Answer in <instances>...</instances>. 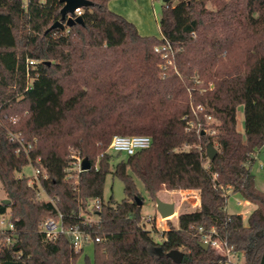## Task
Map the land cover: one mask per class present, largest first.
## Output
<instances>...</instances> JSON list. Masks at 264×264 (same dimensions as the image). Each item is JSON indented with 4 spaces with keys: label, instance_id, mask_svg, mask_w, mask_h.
<instances>
[{
    "label": "trees",
    "instance_id": "obj_1",
    "mask_svg": "<svg viewBox=\"0 0 264 264\" xmlns=\"http://www.w3.org/2000/svg\"><path fill=\"white\" fill-rule=\"evenodd\" d=\"M89 1L84 24L61 30L50 29L61 20L60 0H0V184L10 200L0 216L15 226L0 264H76L83 252L67 236L48 241L42 232L59 214L100 239L93 264H176L171 251L183 253L180 264H230L199 244L204 235L244 264H264V233L252 241L264 232V193L252 172L264 146V0H217L214 10L205 0H162L160 38L109 10L112 0ZM164 41L178 71L165 76L155 52ZM10 131L22 133L28 152H16ZM115 135L149 136L152 145L112 169L105 151ZM209 144L218 150L211 161ZM76 156L92 168L70 179ZM29 164L44 170L39 184L17 175ZM109 174L123 183L121 202L104 200ZM136 179L154 200L162 190L197 192L200 208L180 214L158 243L143 225ZM228 191L256 206L247 225L227 212ZM96 200L101 209L90 212Z\"/></svg>",
    "mask_w": 264,
    "mask_h": 264
},
{
    "label": "rangeland",
    "instance_id": "obj_2",
    "mask_svg": "<svg viewBox=\"0 0 264 264\" xmlns=\"http://www.w3.org/2000/svg\"><path fill=\"white\" fill-rule=\"evenodd\" d=\"M206 7L210 10L216 9L215 2L217 0H205ZM163 2L162 0H147L146 2L143 0L140 4V13H139V23L141 29L143 31L148 32L146 35H154L155 37H159V20L163 14ZM135 24V23H134ZM136 25V24H135ZM161 37V35H160ZM159 37V38H160ZM210 88H213V84H210ZM217 122V121H215ZM237 129L240 133L245 136V118H244V109L243 106L238 107L237 111ZM216 148V147H215ZM105 154H109L111 156V168L122 160H125L126 157L124 154L117 155L112 150H110L109 146L105 151ZM257 160L252 167V172L255 175V185L256 188L264 193V146L256 153ZM103 155V154H102ZM100 156V158L102 157ZM19 177H35V166L33 164H29L23 168L22 172L17 174ZM138 191L143 197V205H142V217H143V225L147 231L152 233L155 241L158 243H162L163 233L167 231V227H170V224L176 226L177 218L179 214L186 212L197 211L198 208H193L192 205L196 204L197 199H199V195L197 194H185L182 196L179 195L178 192H173L172 195L176 199V214L170 219H162L157 212L155 200L152 199L147 191L144 188L142 182L136 179ZM165 191V190H162ZM164 193V192H163ZM163 193H160L159 197L163 198ZM113 198L115 202H121L125 198L124 186L123 183L118 178H113L111 174L107 176L105 189H104V200L107 202L110 198ZM183 197L185 200L182 201ZM6 194L2 189L0 184V200L6 199ZM42 200H47L45 194H41ZM240 203V204H239ZM256 208V206L252 203H247L245 200L238 194H234L231 191H228V201L226 210L229 214H241L244 217V222L248 224V218L251 212ZM5 219V224L2 228L7 227V221L10 219V215L6 214L3 216ZM0 220L2 217L0 216ZM89 258L90 264L94 262V253L91 246L86 247L83 253L80 255L76 264H86V258ZM230 264H244V257H238L234 254L228 256Z\"/></svg>",
    "mask_w": 264,
    "mask_h": 264
},
{
    "label": "built area",
    "instance_id": "obj_3",
    "mask_svg": "<svg viewBox=\"0 0 264 264\" xmlns=\"http://www.w3.org/2000/svg\"><path fill=\"white\" fill-rule=\"evenodd\" d=\"M79 15H82V9H77L75 11V17ZM155 52L158 53L163 60V63L160 65V68L162 72L164 73V76L169 69H173L176 73L178 72L177 67H176V50L174 49L173 45L170 42L168 41L162 42L160 45L155 47ZM34 63H35L34 61H29V65L31 66L34 65ZM195 83L197 85H200L201 81L197 78ZM192 110H193V113L197 115L198 113L204 112V107L201 105L197 107L192 106ZM205 119L210 124L215 122L214 119L208 114H205ZM197 131L201 133L206 132V130L205 131L201 130L200 127L198 128ZM209 133L211 135H214L215 131L210 130ZM8 136L11 142L16 143L18 145V148L16 150L17 153H20L22 151L28 152V150L31 148V145H26L24 137L22 136L21 132L16 133V132L10 131ZM151 145H152V138L149 136L115 135L111 140L109 148L116 154H124L125 156H131L142 150L150 148ZM75 158L76 159L73 162L72 168L68 170V178L70 179H72L74 176H78L79 173L84 172L81 169L82 160L84 158L80 156H76ZM37 162H40V158L37 159ZM43 173H44V170L41 167L35 166L36 176L31 178L30 183L32 184L36 182L37 184H39V176ZM42 193L43 192L40 191L37 195L39 200H42L41 198ZM185 194H188V193H185ZM185 194H182V196H184ZM183 200H185L184 197H183ZM245 202L248 203V201L246 200ZM101 205H102V202L100 200H96L92 202L91 205L89 206L90 212L99 211L101 209ZM1 217H2V220H0V225L3 226L5 224V219L3 216ZM88 217L89 216H87V218ZM90 218H88V220L93 219L92 217ZM14 230H15L14 223L10 219L7 221L6 228L0 227V246L12 242L11 238L6 235L9 233V231H14ZM42 232L48 241H55L58 239L60 235L67 236L70 239L72 249L76 253L83 252L86 247H89V246L93 247L95 241L96 242L100 241L99 238L93 239L89 233L82 230L80 226L78 225H75V226L65 225L61 214H59L58 218H52V217L47 218L42 224ZM210 241L211 240L209 236L204 235L202 237V242L208 243L218 254H220L217 248V245H216L217 239L212 241L211 244H210Z\"/></svg>",
    "mask_w": 264,
    "mask_h": 264
},
{
    "label": "water",
    "instance_id": "obj_4",
    "mask_svg": "<svg viewBox=\"0 0 264 264\" xmlns=\"http://www.w3.org/2000/svg\"><path fill=\"white\" fill-rule=\"evenodd\" d=\"M60 1L64 4L60 12L61 20L53 24V26L50 29L64 30L66 27H72L76 24L83 25L84 21H83L82 15L75 17V11L77 9H83L86 7H90L93 5V3L90 2L89 0H60ZM206 154H207L208 159L211 161L218 154V150L212 144H209L206 148ZM91 168H92V164L90 160L85 157L82 160V164H81L82 171H89ZM136 200L139 206L143 205V201L140 198L137 197ZM0 203L9 205L10 200L3 199V200H0ZM155 203H156L157 212L162 219L168 220L175 215L176 204L174 202H164L160 198L156 197ZM263 233H264L263 231H261L260 233H257L256 236L252 238V241H254L257 237H259ZM199 244L205 249L210 248V245L208 243L199 242ZM160 253L162 254L163 251L160 250ZM168 257L171 258L176 264H180L183 260V253L180 251H171L168 253Z\"/></svg>",
    "mask_w": 264,
    "mask_h": 264
},
{
    "label": "crops",
    "instance_id": "obj_5",
    "mask_svg": "<svg viewBox=\"0 0 264 264\" xmlns=\"http://www.w3.org/2000/svg\"><path fill=\"white\" fill-rule=\"evenodd\" d=\"M143 0H112L109 2L108 4V8L109 10H111L112 12L116 13V14H119L121 15L122 17H124L126 20H128L129 22L131 23H135L134 25L137 27L138 29V32L142 35V36H154V35H146L148 34V32L146 31H143V29H141V26H140V23H139V13H140V4ZM145 2L147 0H144ZM159 32H160V28H159ZM161 35V33H160ZM159 35V37H160ZM164 192V193H163ZM173 192H178L179 195L181 194H185V193H188V194H197V192H194V191H189V190H176V191H169V190H165V191H160L157 196H159L160 193H163V198L162 197H159L162 201L164 202H174L176 204V199L174 198V196L172 195ZM183 201V199H182ZM193 208H200V202H199V199H197L196 201V204H193L192 205ZM176 212V211H175ZM176 214V213H175ZM180 215V214H179ZM178 215V217H179ZM177 223H178V218H177ZM176 227H178V224L176 225ZM169 228L167 227L166 230H168ZM222 243V245L224 246L219 248V244ZM216 245H217V248L219 250V253L221 255H224V256H230L232 255L230 252H229V249L228 247L226 246L225 242L218 238L217 241H216Z\"/></svg>",
    "mask_w": 264,
    "mask_h": 264
}]
</instances>
